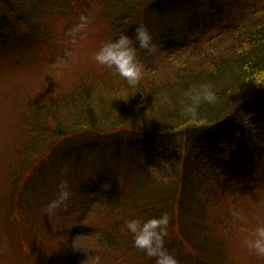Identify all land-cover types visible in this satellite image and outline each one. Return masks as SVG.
Masks as SVG:
<instances>
[{"label": "trees", "instance_id": "1", "mask_svg": "<svg viewBox=\"0 0 264 264\" xmlns=\"http://www.w3.org/2000/svg\"><path fill=\"white\" fill-rule=\"evenodd\" d=\"M69 3L72 8V2ZM100 3V8L88 6L82 13L98 11L110 18V22L118 25L113 39L124 33L133 36L148 9H157V15L167 21L172 15L177 18L173 28L164 27L162 32L200 33L201 38L166 57L172 59L168 65L143 75L136 89H129L116 73L81 71L72 83L75 85H65L54 94L46 89L37 94L38 99L26 101L21 113L24 132L15 143L16 156L20 161L33 162L31 167L39 162L34 173L23 165L31 179L38 168V176L44 175L41 156L51 149L48 145L53 147L57 141H64L70 148L66 153L70 170L82 153H103L105 146L113 145L125 163L123 170L130 175L141 169V163H137L142 149L139 142L144 138L155 139V144H145L154 152L149 148L145 153L162 162L166 172L160 166L158 173L162 180L148 187L143 186L150 178L135 175L134 191L124 217L126 221L151 219L167 212L171 220L165 249L178 259L181 252H173L174 245L179 249L188 247L182 243L195 238L212 214L227 222L232 215L229 197L232 188L222 182L220 175L227 161H231L228 152L239 150L241 163L250 175L264 168V0H101ZM64 4L67 5V0H0V44L3 45L5 37L12 40L36 37L42 42L52 39L44 22L55 11L62 12ZM229 9L238 11L236 19L225 22V31L217 26L216 32L223 34L209 37L213 30L211 23L226 18L221 16ZM240 14L244 15L242 22ZM75 20L76 17L63 29L65 39L68 31L80 24H73ZM172 63L177 64V69L170 67ZM200 83L213 86L217 102L201 105L198 119L193 120L181 114L180 106L188 99L187 90ZM15 172L13 177L17 179ZM209 182L213 183L205 185ZM228 223L230 239L237 228ZM128 235L133 238L130 232ZM116 237L121 240L122 235ZM190 249L198 264H244L231 260L229 255L220 256L216 246L200 248L204 252ZM207 252L211 256H205ZM207 257L214 259L204 260ZM222 257H228V262H220ZM259 264H264V260Z\"/></svg>", "mask_w": 264, "mask_h": 264}, {"label": "rangeland", "instance_id": "2", "mask_svg": "<svg viewBox=\"0 0 264 264\" xmlns=\"http://www.w3.org/2000/svg\"><path fill=\"white\" fill-rule=\"evenodd\" d=\"M100 1L67 0L62 12L55 11L54 16L44 22L46 31L52 34L48 41L42 42L36 37L26 40L5 37L3 45L0 44V264H155V260L149 261L143 251L136 250L124 217L130 206L129 196L134 191L135 175L150 178L143 186L148 187L162 180L163 176L158 173L160 166L166 172L162 162L145 153L150 148L145 144H155V139L143 137L144 140L139 142L142 149H139L137 163H141V169L130 175L123 170L125 163L113 145L105 146L103 153H82L78 161L71 164L73 170H70L66 165V153L70 148L64 141H57L53 147L48 145L51 149L41 156L44 175L38 176V168L37 174L30 179L29 171H24L23 165L34 173V166L39 162L31 167L33 162L17 159V149H14L24 132L21 113L26 101L38 99L37 94L46 89H51L54 94L65 85H75L72 83L81 71L115 74L114 70L95 63L92 57L104 42L113 39L118 25L98 11L82 13L88 6H97L94 10L100 8ZM157 11L148 9L140 20L156 45L153 54L144 50L139 52L143 75L168 65L171 58L167 60L166 57L194 44L200 36V33L162 32L164 27L173 28L177 18L172 15L167 21L165 17H159ZM223 14L221 18H226L211 23L213 30L209 37L223 34L216 32L217 26L225 31V22L236 19L238 11L229 9ZM240 16L242 22L244 15ZM75 17L73 24H80L69 30L65 39L63 29ZM170 67L177 69V64L172 63ZM165 145L169 144L166 142ZM227 156L231 161H227L220 175L222 182L232 188L229 195L232 215L228 222L235 224L237 229L229 239L227 220L212 214L195 238L182 243L188 247L179 249L174 245L173 252H181L177 259L179 264H198L190 248L204 252L200 248L213 246L220 250V256L229 255L236 262L259 264L264 260V255L248 247V242L256 238V228L264 225V168L250 175L241 163L239 150L231 149ZM14 171L18 173L15 174L17 179L13 177ZM61 183L67 184L71 192L67 211L61 208L48 216L43 209L56 197ZM119 234L121 240L116 237ZM114 252L117 253L114 255ZM210 253L205 256H211ZM209 259L214 257L204 260ZM228 260V257H222L220 262Z\"/></svg>", "mask_w": 264, "mask_h": 264}, {"label": "clouds", "instance_id": "3", "mask_svg": "<svg viewBox=\"0 0 264 264\" xmlns=\"http://www.w3.org/2000/svg\"><path fill=\"white\" fill-rule=\"evenodd\" d=\"M140 50L147 54L156 51V45L148 28L137 25L133 36L121 34L117 38L104 42L93 55L98 64L114 72L124 81L129 89H136L144 74V66L139 59ZM187 101L180 106L181 114L193 120L198 119L201 105H214L217 93L208 83H200L190 87ZM71 192L67 184L61 183L56 197L49 201L43 209L52 216L58 209L67 211ZM171 217L167 212L151 219L134 218L126 221L127 230L133 235L134 246L143 251L148 258H153L155 264H179L174 255L165 249V237ZM256 238L248 242V247L259 255H264V225L256 228Z\"/></svg>", "mask_w": 264, "mask_h": 264}]
</instances>
